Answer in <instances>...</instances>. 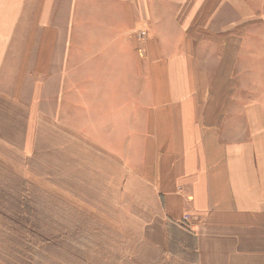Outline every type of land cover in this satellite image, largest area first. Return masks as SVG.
<instances>
[{"label": "crops", "instance_id": "0c3cea01", "mask_svg": "<svg viewBox=\"0 0 264 264\" xmlns=\"http://www.w3.org/2000/svg\"><path fill=\"white\" fill-rule=\"evenodd\" d=\"M185 1L161 0L159 11L151 10L155 0H129L124 5L122 0H105L104 6L113 2L121 7L120 14L127 11L134 17L140 12L145 17L162 16L163 21L166 15H184ZM102 10L112 13L109 6L107 11L98 9ZM205 14L208 12L201 11L200 15ZM58 15L57 0H0V130L9 128V112L17 111L18 126L24 132L19 143L26 153L33 128L40 129L42 119L53 116L46 113L55 111L58 103L64 104L69 111L86 114L82 125L87 131L82 140L89 150L83 156L97 160L100 168L107 154L106 118L120 125L122 112H129L130 120H135L125 126L126 158L117 150L113 154L125 165L119 195L120 201L128 200L116 205L128 210L131 229L159 249H167L173 230L182 231L185 237L192 235L197 264H264V102H250L251 88L242 82V86L231 88L223 106L225 91L214 93V82L227 84L229 78L249 76L251 62L233 70V75L224 70L219 73V58L217 69L211 66L212 59L199 51L207 48V39L216 40L229 25L209 29L210 35L199 39L195 52L183 45L186 39L170 41L169 49L162 36L146 39L142 56L145 92L139 102V91H127L129 101L122 105L115 100H121L123 91L114 84L107 89L102 82L97 101L79 97L90 85L89 79H104L95 75L93 67L84 72L85 81L77 89L70 80L65 90L59 89L58 54L74 42L59 35ZM124 46L128 47V42ZM235 50L233 41L224 37L221 63L234 69ZM261 62L259 84L264 86V51ZM125 70L114 66L109 73L116 79L118 73L126 74ZM258 91L264 98V89ZM233 95L242 101L225 109L236 100ZM107 98L113 101L106 103ZM91 128L97 130L91 132ZM65 138L66 145L73 144V135ZM119 214L121 221V211Z\"/></svg>", "mask_w": 264, "mask_h": 264}, {"label": "rangeland", "instance_id": "374dc122", "mask_svg": "<svg viewBox=\"0 0 264 264\" xmlns=\"http://www.w3.org/2000/svg\"><path fill=\"white\" fill-rule=\"evenodd\" d=\"M122 2L128 4L129 0ZM104 3L105 0H57L59 35L74 42L73 47H63L62 54H58L61 58L57 65L59 89L65 90L68 80L77 89L85 81L82 80L84 72L93 67L95 75L100 74L104 79H89L87 84L90 85L80 98L86 101L96 98L97 101L101 98L103 82L107 89L113 84L122 89V98L120 101L116 98L115 103L123 105L129 101L127 91L130 93L131 89L139 91L140 102L146 88V65L142 59L146 39L162 36L167 49L170 41L186 39L183 45L195 52L198 51L195 46L201 44L199 39L210 35L209 29L215 25L225 29L222 25H229L227 31L218 33L220 36L216 40L211 37L205 41L210 49L200 47L199 51L204 53L203 57L211 58V66L217 69L219 58V73L224 70L233 75V70L248 61L251 70L249 76L239 80L229 78L227 84L215 81L214 93L225 91L221 94L224 106L231 88L242 86L243 82L251 88L250 102H264L258 91L261 87L264 89L259 84L263 78L264 0H186L184 15H166L163 21L162 16L145 17L139 11L134 17L127 11L120 14L121 7L113 2L106 6ZM210 5L215 8L213 12L212 7L208 8ZM108 6L112 13L98 11ZM151 6L152 11L161 10V0H155ZM201 11L208 14L201 16ZM227 36L236 47L234 69L231 64L221 63L224 37ZM126 42L128 47L124 46ZM179 54L187 55V52ZM114 66L126 69L127 75L118 73L121 80L118 76L111 78L109 72ZM136 98L132 101L136 102ZM112 101V98L106 99V103ZM236 101L242 100L237 97L225 109H231ZM63 105L58 103L55 111L46 113L48 117H51L49 114L53 116L47 121L42 119L40 129L33 128L31 143L25 145L26 153L19 143L24 132L18 126L17 111L9 112V128L4 126V131L0 130L3 140L0 142V264H197L192 245L186 242L183 234L176 231L175 243L167 249L155 248L131 229L128 210L116 205L124 204L128 197L120 201L125 165L113 153L120 151L122 154L116 152L126 158L127 133L124 132L128 128L125 126L135 118L130 120L127 111L122 112L120 125L106 118L107 154L97 168V160L83 156L89 150L82 140L87 131L82 125L87 120L86 114L76 109L69 111ZM91 129V132L97 130ZM72 135L73 144L66 145L65 137Z\"/></svg>", "mask_w": 264, "mask_h": 264}, {"label": "trees", "instance_id": "16d2710c", "mask_svg": "<svg viewBox=\"0 0 264 264\" xmlns=\"http://www.w3.org/2000/svg\"><path fill=\"white\" fill-rule=\"evenodd\" d=\"M176 231L178 232V233H180V234H183V232L181 231H179V230H173V231H171L170 232V237H169V241H168V246L170 247V246H172V245H174V238L176 237ZM191 235V234H190ZM184 236V238H185V240H186V242L188 243H191V245H192V249H193V253H194V255H195V258L197 257V253H196V248H195V239L192 237V235L191 236H189V235H186V237H185V235H183ZM170 251V250H169ZM169 251H167V253L169 252ZM171 252V251H170ZM162 253H166V251H162ZM196 260H197V258H196Z\"/></svg>", "mask_w": 264, "mask_h": 264}]
</instances>
